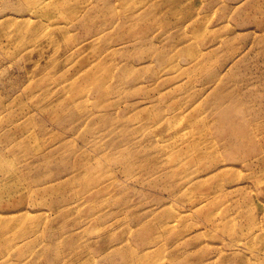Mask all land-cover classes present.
I'll use <instances>...</instances> for the list:
<instances>
[{"label": "rangeland", "instance_id": "obj_1", "mask_svg": "<svg viewBox=\"0 0 264 264\" xmlns=\"http://www.w3.org/2000/svg\"><path fill=\"white\" fill-rule=\"evenodd\" d=\"M0 264H264V0H0Z\"/></svg>", "mask_w": 264, "mask_h": 264}]
</instances>
